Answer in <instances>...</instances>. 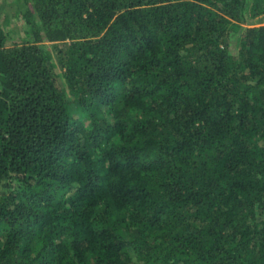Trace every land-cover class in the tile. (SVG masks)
<instances>
[{"label": "trees", "instance_id": "obj_1", "mask_svg": "<svg viewBox=\"0 0 264 264\" xmlns=\"http://www.w3.org/2000/svg\"><path fill=\"white\" fill-rule=\"evenodd\" d=\"M13 2L0 264H264V0Z\"/></svg>", "mask_w": 264, "mask_h": 264}, {"label": "rangeland", "instance_id": "obj_2", "mask_svg": "<svg viewBox=\"0 0 264 264\" xmlns=\"http://www.w3.org/2000/svg\"><path fill=\"white\" fill-rule=\"evenodd\" d=\"M1 2H3V4H1V13H0V17L1 19H5L6 16H11L10 17V24H11V28L15 29V31H17L18 34L21 33L19 27L20 25L23 24V21L20 20L19 18H17L16 16V10H17V6L15 5V3L13 2V0H2ZM252 24H250L251 26H259V25H263L264 24V15H262V20L259 22V20H252L251 22Z\"/></svg>", "mask_w": 264, "mask_h": 264}]
</instances>
